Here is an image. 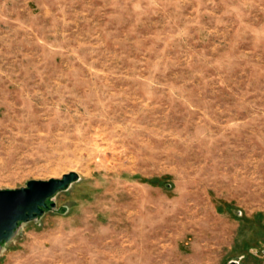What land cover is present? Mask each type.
Listing matches in <instances>:
<instances>
[{
	"label": "rangeland",
	"instance_id": "374dc122",
	"mask_svg": "<svg viewBox=\"0 0 264 264\" xmlns=\"http://www.w3.org/2000/svg\"><path fill=\"white\" fill-rule=\"evenodd\" d=\"M71 170L0 264H264V0H0V189Z\"/></svg>",
	"mask_w": 264,
	"mask_h": 264
},
{
	"label": "water",
	"instance_id": "95a60500",
	"mask_svg": "<svg viewBox=\"0 0 264 264\" xmlns=\"http://www.w3.org/2000/svg\"><path fill=\"white\" fill-rule=\"evenodd\" d=\"M79 179V173L71 170L61 177L31 179L19 188L0 189V253L3 243L15 238L23 222L35 220L54 208L55 195ZM231 264L238 261L232 260Z\"/></svg>",
	"mask_w": 264,
	"mask_h": 264
},
{
	"label": "bare ground",
	"instance_id": "6f19581e",
	"mask_svg": "<svg viewBox=\"0 0 264 264\" xmlns=\"http://www.w3.org/2000/svg\"><path fill=\"white\" fill-rule=\"evenodd\" d=\"M109 98V97H108Z\"/></svg>",
	"mask_w": 264,
	"mask_h": 264
}]
</instances>
